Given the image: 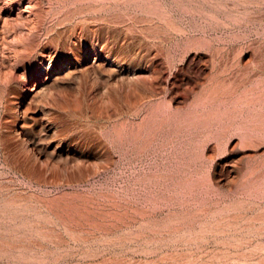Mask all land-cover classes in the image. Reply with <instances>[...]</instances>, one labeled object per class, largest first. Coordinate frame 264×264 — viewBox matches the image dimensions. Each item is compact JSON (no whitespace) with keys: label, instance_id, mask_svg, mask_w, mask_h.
<instances>
[{"label":"rangeland","instance_id":"374dc122","mask_svg":"<svg viewBox=\"0 0 264 264\" xmlns=\"http://www.w3.org/2000/svg\"><path fill=\"white\" fill-rule=\"evenodd\" d=\"M0 264H264V0H0Z\"/></svg>","mask_w":264,"mask_h":264},{"label":"bare ground","instance_id":"6f19581e","mask_svg":"<svg viewBox=\"0 0 264 264\" xmlns=\"http://www.w3.org/2000/svg\"><path fill=\"white\" fill-rule=\"evenodd\" d=\"M50 59V58H49ZM95 60V61H94ZM93 61H94V63L96 64V65H100V61H101V58L100 57H97L96 59H94ZM51 61V60H50ZM104 61V60H103ZM62 62V61H61ZM67 63L69 62V64L70 63H72V62H70L69 60H67L66 61ZM48 63L47 62H45V63H43L42 64V67H43V69H50V67H51V63L49 64V65H47ZM102 64H103V62H102ZM106 64L107 65H109V67L112 69V70H114V71H118V69H121V68H119V65H116V64H114V63H109V62H106ZM61 67V66H60ZM108 67V68H109ZM107 68V69H108ZM42 69V70H43ZM74 69H75V67H74ZM62 71H63V69H62ZM71 71V70H70ZM72 71H74V70H72ZM52 73V72H51ZM57 73V72H56ZM61 73V72H60ZM67 73V71H63V74L65 75ZM119 73V72H118ZM121 73V72H120ZM68 74V73H67ZM136 74V73H135ZM63 76V75H62ZM60 74L59 75H55L53 78L51 77L50 78V80L49 81H58V80H60L61 79V77H62ZM73 76H75V75H73ZM48 83H46V82H42V83H40L38 86H37V88H36V90H35V94H40L41 93V95H42V92H44V91H46L47 90V88H48ZM50 87V86H49ZM51 88V87H50ZM51 90V89H50ZM54 91V90H53ZM47 92V91H46ZM54 93H55V91H54ZM45 94V93H44ZM47 94V93H46ZM56 95V94H55ZM36 96V95H35ZM51 96V95H50ZM42 97V96H41ZM47 98V97H46ZM56 100V99H55ZM48 101V100H47ZM44 112V111H43ZM44 115V114H43ZM44 119V118H43ZM46 120V119H45ZM55 120V119H54ZM47 123H48V125L50 126V127H52L51 125H53L54 124V122H53V120L52 119H48L47 118ZM47 125V124H46ZM63 145H62V143H58L55 147H54V149H53V153H54V155L57 157V158H62L63 157Z\"/></svg>","mask_w":264,"mask_h":264}]
</instances>
